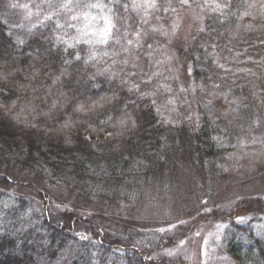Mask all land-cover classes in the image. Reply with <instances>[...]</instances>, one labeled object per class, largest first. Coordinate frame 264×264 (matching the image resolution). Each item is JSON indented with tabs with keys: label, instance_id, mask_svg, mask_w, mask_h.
Returning a JSON list of instances; mask_svg holds the SVG:
<instances>
[{
	"label": "trees",
	"instance_id": "1",
	"mask_svg": "<svg viewBox=\"0 0 264 264\" xmlns=\"http://www.w3.org/2000/svg\"><path fill=\"white\" fill-rule=\"evenodd\" d=\"M7 1L0 0V264H187L155 252L187 241L191 219L213 211L212 194L230 174L233 139L207 118L196 128L166 124L151 97L104 72L85 45L67 46L51 27L14 37ZM220 1L193 41L202 60L188 50L192 43L178 49L199 79H216L214 56L241 53L244 41L264 54V0ZM184 165L210 196L184 211L188 218L150 231L137 219L147 189L167 192ZM22 185L44 187L36 189L49 197L45 186L57 188L71 205L45 209L47 199L30 209L33 198L16 192ZM78 207L134 217L136 226L109 231ZM245 218L233 221L220 252L235 264H264V237ZM71 244L75 251L65 257Z\"/></svg>",
	"mask_w": 264,
	"mask_h": 264
},
{
	"label": "rangeland",
	"instance_id": "2",
	"mask_svg": "<svg viewBox=\"0 0 264 264\" xmlns=\"http://www.w3.org/2000/svg\"><path fill=\"white\" fill-rule=\"evenodd\" d=\"M64 3L68 0H8L3 12L10 33L21 39L38 27H51L67 46L85 45L86 55L104 72L120 77L151 97L166 124L196 128L207 118L219 128L223 137L233 139L228 150L230 174L217 184L212 194L209 205L214 207L213 211L206 215L199 213L191 219L187 241L173 246L162 245L166 248L156 251L155 256L168 254L171 262H179L180 258L187 264H235L220 252L234 220L248 217L253 221L251 229L264 237V218L258 219V216L264 217V209L257 212L258 205L263 207L260 201L264 198V54L248 50L244 41L241 53L230 57L214 56L220 72L216 79L208 78V81L193 74L191 60L185 59L178 49L192 43L188 50L196 53L195 35L204 31L205 20L212 12L222 8L220 0H187L175 4L171 0H71V10L61 8ZM95 3L111 7L116 14L113 22L119 31L112 30L107 44L98 43L97 37L84 36L78 31L103 27L101 17L108 14L107 8L102 11L85 7ZM82 12L90 13L89 19L95 17L88 28H84L88 21L83 16L71 19L72 15ZM88 39L92 40L91 44L84 43ZM129 40L133 42L131 45ZM200 56L197 58L202 60ZM242 86L247 87L243 90ZM191 175V169L184 165L180 179L175 186L167 187V192L162 188L147 189L137 219L143 220L148 225L145 227L153 231L172 221L188 218L184 211L199 209L201 201L210 196L201 192L202 188ZM45 187L50 189V197L45 193L41 196L38 190L44 187L38 185L34 191L22 185L16 192L33 198L28 206L30 209H41L42 202L47 199L45 209L62 210L71 205L64 191ZM76 211L91 216L93 222L109 231L136 226L134 217L124 220L115 214L99 215L102 212L95 207H78ZM246 218L244 221H248ZM73 251L75 248L71 244L64 256L69 257Z\"/></svg>",
	"mask_w": 264,
	"mask_h": 264
},
{
	"label": "snow or ice",
	"instance_id": "3",
	"mask_svg": "<svg viewBox=\"0 0 264 264\" xmlns=\"http://www.w3.org/2000/svg\"><path fill=\"white\" fill-rule=\"evenodd\" d=\"M185 2H186V0H185ZM70 4H71V0H68V3L61 4L60 7L71 10ZM150 6H154V5H150ZM85 7H87V8H100L102 11L104 8H107L108 14H105L101 17V19L104 21L103 27H100L99 29L91 30V31H83L82 29H78V31H82V34L84 36L97 37L96 42L101 43V44H107L109 42L110 38L112 37V30L114 28H116V24L113 22V18L116 14L112 13L111 7H108L106 5H102L100 3L86 4ZM123 7L127 8V5H123ZM80 16H83L84 19L86 21H88V23H86L84 25V28H88V25L91 23V21L95 19V17H91V19H89L90 13H88V12H82V13L74 14V15H72L71 19L77 20ZM145 23H146V21H145ZM69 26L74 27V25H69ZM58 27H59V25H58ZM116 31L118 32L119 29L116 28ZM153 31H156V29H153ZM136 35L139 37L140 33L137 32ZM116 42L119 43V40H117ZM84 43L91 44L92 40L91 39L85 40ZM132 43L133 42L131 40L128 41L129 45H131ZM136 46L139 47V44H137ZM125 50H127V49H125ZM77 59H79V56H77ZM108 102H110V100ZM153 103H154V101H153ZM95 106L96 105H93V107H95Z\"/></svg>",
	"mask_w": 264,
	"mask_h": 264
}]
</instances>
